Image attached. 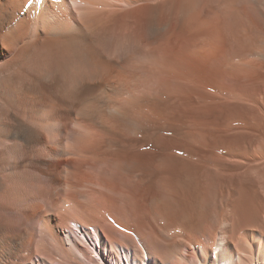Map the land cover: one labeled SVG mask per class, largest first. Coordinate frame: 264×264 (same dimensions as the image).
Here are the masks:
<instances>
[{
    "label": "rangeland",
    "instance_id": "obj_1",
    "mask_svg": "<svg viewBox=\"0 0 264 264\" xmlns=\"http://www.w3.org/2000/svg\"><path fill=\"white\" fill-rule=\"evenodd\" d=\"M1 1L6 6L0 10V14L4 10L12 12L8 5L17 0ZM224 2L225 0H210L211 6L204 8V15L206 13L207 17H213L219 14L221 18L228 17L222 16L223 12L233 10L228 9ZM245 4L247 6H243L249 7L252 14H256V7L249 2ZM139 5L142 6L135 0H28L19 11L14 12L15 19L10 24L12 30L24 28L19 33L21 37L18 35L12 46L0 47V79H6L7 87L21 88L24 85L26 88L29 77L41 76V72L46 76L56 59L64 53L60 45L55 46L57 51L53 48L54 41L60 40L55 31L42 29L40 25L37 27L43 9L52 13L49 18L52 25L71 21L79 27L81 33L89 34L98 56L97 62L103 60L112 66L108 75L102 74L101 67L93 69L91 74L88 72L91 68H82L84 76L79 79L76 90H80L82 96L85 89H91L92 97L81 104L76 101L70 106L67 101H59V97L51 93V79L46 82L50 76L46 77L44 83L48 84L46 90L39 89L34 97L24 98L15 93L7 100L0 95V264H49L50 259V264H127L128 260L130 264H142V260L143 264H147L155 260L161 263L165 258L164 261H169L168 257L172 260L171 264H201L198 259L209 253L213 246L218 227L216 219L220 216L222 201H226L224 210L231 208L228 201L231 195L226 191L228 187L219 188L216 177L211 172L218 171L215 162L219 164L220 161H227L230 166L242 161L233 160L230 156L236 151L242 150L241 154L246 150L221 149L231 145L234 139L231 141L229 135H221L222 141L212 137L213 134H229L227 123L231 122L230 125H233L242 120L243 126L237 123V127L244 128V133L248 136L252 134L255 138L251 136L250 142L245 139V146L247 142L252 145L247 148L251 154L246 155H252L254 164H262L263 160L260 159L264 158V127L260 129L262 127L254 126L249 120L248 112L241 113L238 112L239 109L231 107L229 108L235 113L231 109L226 110L228 107L224 103L257 104L264 114V51H257L259 56H256V50L254 52L251 47L237 45L238 41L264 40V17L253 16L256 18L254 23L259 26L256 30H252L249 24L243 31V28H237L236 21L228 24L220 21L221 33L211 34L203 40L228 42L229 45L222 48H166L158 46L170 39L171 36L167 37L165 32L149 39L146 33L135 29L133 24L129 32L123 31L126 23H123L126 21L123 14ZM23 50L29 51L28 56L34 55L29 57L32 59L28 63L18 59ZM30 50L36 51L35 54ZM70 75H73L72 72ZM207 77L213 81L208 83L204 79ZM62 79L64 82L65 78ZM0 85L3 87L4 82ZM212 90L216 93L213 94ZM110 106L123 112L124 120L111 116L108 113ZM95 107H100L95 122L83 121L82 114ZM24 130L37 134L42 142L34 139L27 141ZM54 149L70 150L72 153L91 152L89 156H93V159H81L74 154L71 157L69 154L66 157L54 156ZM146 156H169L199 166V234L197 237H187L185 245L179 246L176 242L175 229L170 221L143 207V202L133 190L134 182L123 175V166L131 159L145 161ZM139 165V175L147 170L159 174L155 165H150L147 170L145 164ZM160 176H156L154 180L159 182L157 178ZM160 184L161 187L165 186L164 183ZM78 191H94L102 193L106 198L109 196L110 213L103 218L107 225L118 234L127 235L130 241L125 243L119 235L109 239L99 225L84 220L81 214L83 210L74 207L78 203L82 204L81 200L74 198ZM221 191L224 193L223 200L219 196ZM94 200L92 202L96 203ZM149 212H152L151 215ZM49 218L53 220L54 233L61 246L47 245L50 241L46 229ZM243 226L240 225V228ZM20 230L28 235L23 237V242L18 240V248L15 247V240ZM73 233L76 239L90 248L87 256L81 246L74 244ZM238 234L244 240L245 248L250 245L253 247L249 233L245 235L239 232L237 236ZM141 235L152 236L151 239L159 244L158 249H152L150 253L146 240ZM55 248H58L57 251ZM91 254L95 255L94 259L89 256ZM41 255L48 256V260ZM214 257L212 254V258ZM21 259L26 260L24 262ZM185 259L187 262H183Z\"/></svg>",
    "mask_w": 264,
    "mask_h": 264
},
{
    "label": "bare ground",
    "instance_id": "obj_2",
    "mask_svg": "<svg viewBox=\"0 0 264 264\" xmlns=\"http://www.w3.org/2000/svg\"><path fill=\"white\" fill-rule=\"evenodd\" d=\"M27 1L28 0H17L14 3L9 2L10 4L9 5L7 4V5H8V8L9 7L11 8L12 12L5 11L4 10L5 8H4L3 9L4 12H2V14H0V32L1 31L3 32L6 29V31H4V34L0 35V47H3V48L8 47L9 48L10 46H12L15 43V41H17L16 39L24 27L21 30L13 31L10 24L15 19V18H13L14 12L19 11L20 8H22L23 4L26 3ZM135 1H138V3L142 4V6L139 5L138 7L133 8V9H131V10H129L123 14L126 17L125 18L126 21H123V23L126 22V23H124L126 26L122 24L123 25V31L129 32L132 29L131 25L133 24L135 26L134 27L135 29L146 33V35L148 36L149 39L156 34H159L161 32H165V33H167V37H168V35H170L171 37L168 40V42L160 43L158 46L159 47L162 46V47H166V48H167V46H170V47L172 46V47H175L178 49L190 48V47L217 48V49L222 48V47L229 45L228 42H223L222 40H208V41L203 40L205 37H207V36L209 37L211 34L221 33L220 31H222V24L220 25V23H219L220 21L222 22V20H223L227 24L229 22L234 23L236 21L235 24L238 25L237 28H240V29L243 28V31H245L247 29L246 27L251 26L252 30H254L258 26V25L256 26V23H254L255 19H256V18L254 19V17H253L254 15H257V17L258 16L264 17V0H227V1L225 0L226 3L225 2L224 3L226 5V7L228 9L233 10V11L230 12L227 10L228 11L227 13H225V11H224L222 16H225V15L228 16V17H224V18H221V15H219V14L214 15L213 17L212 16L207 17L206 13L204 15V12H205L204 8L206 6H207L206 8H208V6L209 7L211 6V4H209L210 0H135ZM211 2H212V0H211ZM247 2L251 3L254 7H256V9L258 10V11L255 10L256 14H252L253 12H251L250 8L245 7V6H247L245 4ZM243 5H245V6H243ZM3 6H6V5L4 4V2L1 1L0 2V10H2ZM236 6H238V7H236ZM217 7H218V5H217ZM234 8H236V9H234ZM262 8H263V10H261ZM61 9H62V7H61ZM214 9H216V8H214ZM6 10H7V8H6ZM40 11H42V10H40ZM212 11H213V9H212ZM0 13H1V11H0ZM113 14H115V13L113 12ZM51 16H52V13L50 12V10L43 9L41 14L39 15L38 24L36 23L37 27H38V25H40L39 27H41L42 29H46V30L52 29L53 31L58 33V34H56L54 32L56 36L59 35L60 40L54 41V43L52 45L55 44L53 46V48L56 49V51H57V47H55V46L60 45V47H62V49H63L62 52H64V53L61 52L62 55L59 54L61 56L58 59L55 58L56 59L55 64L53 63V65L51 67L52 68L51 71L47 72V74H49V75L46 74V76H45V74H43L41 72L40 73L41 76H36V78L29 77V80H28L29 84L26 85V88L23 87L24 85L21 86V88H16L13 86L7 87L6 86L7 84L5 81L6 79L5 80L3 78H2V80L0 79V83L4 82L3 87H1L2 84L0 85V95L2 98L9 100L10 98H12V96L15 93L24 97V98H27L28 96L34 97L38 93L39 89H40V91L42 90V88H44L43 90H46L45 88L48 84H44V83L46 81V77L50 76V77H48V80L46 82L49 81V78L51 79L52 86L49 85V86H51V89H52L51 93L52 94L55 93L59 97V101H62V102L67 101V102H69L70 106H72V104H74L76 101L79 102V104H81L82 101L88 99L89 97H92V96H90V95H92L91 89L88 91H86V89H85V92L83 93L82 96L80 95V92H79L80 90H76L77 85L79 84L78 83L79 79L84 76V72H82V68L83 67L88 68V69L91 68L90 70H88L89 74H91L94 71L93 69L101 67L102 74H107V75L109 74L112 65L108 62L103 61V60H101L100 62H97L98 56H97V53H96L94 47L92 46V40L90 38V35L81 33L79 27L76 24H74V22H71V21H65V22H61V23H59L60 22L59 21L58 22L59 24L52 25L53 23L51 24V22H49V21H52L49 19ZM121 18L123 20V16ZM247 19L250 22L246 21ZM226 23H225V25H226ZM95 24H96V22H95ZM247 24H249V26H247ZM225 25H224V27H225ZM257 28H259V26ZM27 30H26V32H27ZM113 31H114V29H113ZM24 34L25 33H23V35ZM33 35H34V33H33ZM19 36L21 37V35H19ZM30 38H32V37H30ZM52 41H53V39H52ZM42 42H44V41H42ZM25 44H23V46ZM49 44H50V42H49ZM237 45L238 46H249V48L251 47L253 49V51L256 50V52L254 51L256 53V54L254 53L256 56H259V54H257V51H264V40L259 41V42H257V41L256 42H246V41L240 42V41H238ZM26 50H28V49L26 48ZM26 50H23L21 52V54L19 55L20 58H18V59L20 61L23 60V61L28 63L30 61L29 59H32V58H29L31 55L28 56L29 51L27 52ZM30 51H32V50H30ZM39 51H40V49H39ZM44 51H45V49H44ZM32 52H34V51H32ZM35 52L33 54H35ZM39 55H40V53H39ZM15 56H16V54H15ZM32 56H34V55H32ZM33 58H35V57H33ZM15 60H17V59H15ZM70 72H72L73 75H70ZM138 74H139V72H138ZM62 78H65L64 79L65 83L62 82L63 81ZM128 79H130V78H128ZM204 79H206L209 83L210 80L208 79V77L204 78ZM206 80H204V81H206ZM212 81H210V82H212ZM177 86L179 88V85H177ZM2 88H3V90H2ZM183 89L184 88H182V90ZM212 89H214V88H212ZM72 91H75V92L72 94L71 93ZM212 93L215 94L216 92L214 90H212ZM214 96L217 97L216 95H214ZM81 98H83V99H81ZM4 104H5V102H4ZM224 104H225V107L226 106L228 107V108H226V110L227 109L230 110L231 108H234V110L235 109L236 110L237 109L242 110V111L238 110V112H241V113H243V112L247 113L248 112L249 120H251V122L254 124V126L262 127L260 129H263V127H264V114L262 113L263 111L261 112L259 110V107H257L258 106L257 104H256V106H254L252 104H246V103L243 104V103H238V102H227V101ZM224 104H223V107H224ZM1 105H2V103H1ZM221 107H222V105H221ZM229 107H231V108H229ZM99 108L95 107L93 109H90L91 111L84 112L82 114V117H81L82 120L85 122H89V123L95 122V120L98 116V113H99ZM8 110H9V108H8ZM234 110H232V111L234 112ZM108 113H110L111 116L118 117L119 119H123L124 115H125L123 112H120L119 110L115 109L112 106L109 107ZM238 117H240V116H238ZM209 119H210V117H209ZM242 122H243L242 120L237 121L238 124L243 126ZM230 123L229 122L227 123L228 124L227 128L229 131L227 133H229V134H219V133L215 134L214 133L213 136H212V134H211V136L214 138H217L218 140L219 139L221 140L222 139V138H220L221 135H229L231 141L234 139L233 143H231V145L228 144V145H226L227 146L226 148L223 147L221 149H231V150L232 149H246L241 154H239V153L242 150L240 152H237V151L235 153L233 152L234 154L230 156L231 159L236 160V161H239L241 159L244 163H242V161H240V162L234 163L232 165L230 164V166H229L227 164L228 163L227 161H226V163H225V161L224 162L222 161L223 163H221V161H220L219 164H218V162H215L216 163L215 166L218 167V168H216L218 171L217 172L214 171L211 173L213 174L214 177H216L215 178L216 183L218 184V187L220 186L219 188H221L223 186L228 187L226 191L229 195H231V196H229L230 199L228 197V199H229L228 201L230 203L231 208H228V209L226 208V210H224L225 208H223V206H224V203L226 202V201L224 202V200H223V194L224 193H222V191L220 193L218 192L220 198L222 196L223 201H222V205L219 208L220 209V212H219L220 216H218V218L216 219L217 224H218V225H216V227L218 226L216 229V231H217L216 237H215L214 243L212 244L213 246H211V249H210L211 251L209 253L204 254L198 260L200 261L201 264H264V163H263L264 158L260 159V160H263L262 164L258 165L255 163L256 164L255 165L253 163L254 159L252 160V157H251L252 155L248 156L246 154H248V153L251 154L247 148L251 145V143H249L251 140L250 138H252V137L254 138V136H252V134L251 135L249 134L250 136H248L246 133H244L243 132L244 128L237 127V123L233 124V125H230ZM227 124H226V126H227ZM229 128H231V129H229ZM26 130H24V137L27 141H29V139L41 141V140H39V137L37 136V134H34L32 132L28 133ZM146 130H147V128H146ZM17 133H18V131H17ZM230 133H233V134H230ZM229 137H228V139H229ZM231 137H233V138H231ZM246 138L249 140V142H247V144H246L247 146H245V144H244L246 142L245 141ZM218 140H216V141H218ZM82 141H84V140H82ZM222 141H223V139H222ZM262 147H264V146H262ZM183 149H185V148H183ZM96 150L97 149H95V151ZM185 150H187V149H185ZM74 152L72 153V152H70V150H68V152H67V150H64V149L63 150L60 149L58 151L57 150L52 151L54 156L55 155H64L65 156L66 154H69V156L70 155L73 156V154H74L75 157L77 156L81 159L93 157V156H91V157L89 156V154H91V152L90 153L80 152V151H78L77 153H74ZM260 153H263V152L261 151ZM75 157H72V158L75 159ZM91 159H93V158H91ZM144 159H145V161H143V160L137 161L134 158L131 159L125 167L123 166V169H122L123 175L127 179L134 182L133 190H134L136 196H138V198L141 199L140 201L143 202L142 203V204H144L143 207L144 208L146 207V210H148V211H154L156 216H159L162 219H166L167 221H170V223L173 225V227L175 229L176 242L178 243L179 246L185 245V244H187V241H186L188 239L187 237L192 236V235L197 237L199 234V228H198L199 223H200L199 222V220H200L199 208H200V203H201V202H199V198H200V196H199V192H200L199 191L200 190L199 189V183L201 180V178L198 174L199 166L197 164L187 162V161H184L182 159H178V158H174V157H169V156H162V157L150 156V157H147L148 160L146 158H144ZM231 159H229V160L231 161ZM139 164H142V165L145 164V166H147V168L145 167L146 170L148 169V167L150 165H155V168H157L158 172H159L158 175L159 176L161 175L159 178H157V181H159V182H156L154 180V178H156V176L158 177V175L154 174L155 172L153 173V170H151V169L150 170L152 172L147 170V172H145L143 175H139L140 173H138V172H139V169L141 166ZM120 166L122 167V165H120ZM125 174H126V176H125ZM120 176H121V174H120ZM160 183H164L165 186L161 187ZM132 185H133V183H132ZM52 187L54 188V186H52ZM162 188H164V190H162ZM53 190L55 191V188ZM82 191L76 192V195L74 194L76 196V197L74 196V198H78L79 200L82 201V204L78 203L74 207L78 210H83V212H81V214H82V216H84V218H85L84 220H87L88 222H90L92 224L99 225L101 227V230L105 233L104 235H106L109 239L113 238L114 235H119V236H121L120 238H122V240H124V242L125 241L129 242L130 238L127 235L118 234L117 231H115L109 225H107L106 220L103 218V216L110 213L109 207L111 206V203L109 200H111V199H109V196L106 198L100 192L99 193L96 192L97 193L96 194L94 191H92V192L91 191L85 192L86 190L84 192H82ZM92 200H94V202H96V203H93ZM56 201H57V199H56ZM128 207H130L129 204H128ZM51 208H53V207H51ZM47 211H45V212L48 213L50 210L48 212ZM149 213L151 215L152 212H149ZM63 216H61V218ZM81 219H83V218H81ZM81 224H83V223H81ZM242 224L244 226L240 228V225L242 226ZM53 226H54L53 220L51 218H49L47 221L46 229L48 231L47 236L49 238V239L48 238L47 239L50 241H48L49 244H47V245H49L51 247H56L57 244L58 245H60V244L58 243L59 239L57 240V238H56V233H54V227ZM208 226H209V224H208ZM137 227H138V230L141 231L140 226L137 225ZM246 229H248V230L245 232H242ZM21 231L22 230H20L18 232V234L20 233L19 236L15 235L17 237V239L15 240V242H16L15 247L19 246V245H17L18 240L22 241L23 237L25 235H28V234H26L27 232H21ZM239 232H241L242 234L245 233V235L247 233H249L252 236L251 238L253 240V247L251 245L249 247L247 246V248L244 247V245H245L243 242L244 240L242 241L241 238H239L240 234H238V236H237V233H239ZM145 235H141V238L143 237L146 240L145 243L147 245L148 251H150V253H151L152 249L153 250L158 249L159 244L156 241L151 239L152 236L151 237H145ZM199 236H201V235H199ZM73 237H75L74 233H73ZM4 239H5V237H4ZM116 241H118V240H116ZM116 241H113V242H116ZM74 244L76 246H79V247L81 246L82 249L85 250V252H83L85 256H87L90 253V248L86 247V245L83 244V242L80 241L79 239H76V237H75V243ZM58 248H59V246H58ZM166 248H165V250H167ZM57 249L55 248L56 251H57ZM52 251H54V248ZM169 251H166L167 254H169L168 253ZM1 252H2V250H1ZM59 253H61V252H59ZM4 254L6 255V253H4ZM41 254L44 255V253H42V252H41ZM159 254H160V252H159ZM212 254H214V256H215L214 258H212ZM89 256L93 259L95 258V255H93V254H91ZM160 256H161V254H160ZM42 257L48 258V256H46V255L42 256ZM47 258L45 260H48ZM158 258L161 259V257H158ZM167 259L169 261H164V260H166V258H165L161 263L158 262L157 260H155V261H151L150 263H147V264H171L172 263L171 258L168 257ZM21 260H23V259H21ZM25 260H23V261L25 262ZM48 261L51 262V259ZM143 261L144 260H142V264H143ZM50 262H49V264H50ZM183 262H187V259H185ZM9 264H11V263H9ZM43 264H45V262ZM127 264H130L129 260L127 261ZM183 264H185V263H183Z\"/></svg>",
    "mask_w": 264,
    "mask_h": 264
}]
</instances>
